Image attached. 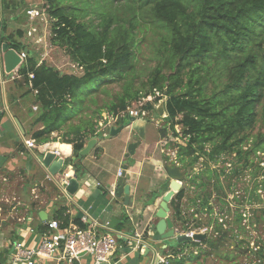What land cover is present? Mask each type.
<instances>
[{
    "label": "trees",
    "instance_id": "16d2710c",
    "mask_svg": "<svg viewBox=\"0 0 264 264\" xmlns=\"http://www.w3.org/2000/svg\"><path fill=\"white\" fill-rule=\"evenodd\" d=\"M24 2L2 0V10H16ZM41 8L50 18L51 41L63 48L83 73L62 72L40 62L22 41V29L6 34L8 24L3 18L1 41L21 54L29 48L14 80L27 87L25 95L34 97L35 141L59 138L71 144L76 159H67V165L82 175L84 155L80 151L89 140L103 137L98 127L104 113L120 115L134 102L159 91L162 95L139 107L158 114L155 105L166 92V126L161 136L168 135L167 128L174 137L179 136L176 126L181 125L185 143L175 145L177 160L187 170L191 186L200 190L186 203L192 210L190 216L204 210L212 215L215 195L221 215L225 213L231 221L230 201L224 198L234 193V184L221 181L215 163L232 155L236 159L233 173L239 176L250 172L252 166L261 170L259 162L264 161L260 156H264V133L250 135L259 121L264 123V0H45ZM145 42L156 64L145 81L136 82ZM113 84H122V90L113 92ZM199 162L204 169L192 176L189 171ZM229 176L232 178V173ZM258 184L264 192V179ZM168 187L167 183L165 192ZM187 195L184 186L170 202L178 232L192 229L184 210ZM256 196L264 202L261 193ZM257 210L261 213L255 221L261 223L264 207ZM240 211L236 210L234 219L239 224L244 219ZM64 213L65 209H60L54 219L66 226ZM128 219L125 215L122 224ZM212 223L213 232L204 240L181 243L172 248L175 254L187 243L200 249L204 245L206 250L195 256L198 260L224 250L234 240L232 236H238L223 229L219 221L210 219L208 224ZM243 241L234 242L240 245ZM255 254L263 263L264 240Z\"/></svg>",
    "mask_w": 264,
    "mask_h": 264
},
{
    "label": "crops",
    "instance_id": "0c3cea01",
    "mask_svg": "<svg viewBox=\"0 0 264 264\" xmlns=\"http://www.w3.org/2000/svg\"><path fill=\"white\" fill-rule=\"evenodd\" d=\"M23 5L16 10L9 9L3 12V18H6L8 24L7 35L13 30L21 29L20 25L23 23L21 14L33 8ZM27 17L32 20L31 16ZM25 34L22 41L26 38ZM14 74L15 71L12 73L4 71L2 75L0 63V264H27L25 261L14 259L15 242L21 241L28 247L40 244L49 233L46 221L54 219L60 209H65L64 215L68 220L66 226L61 222L62 228L85 227L95 229L99 233H111L117 237L118 247L103 264H152L153 252L150 251L146 255L145 245L142 242H135L136 239L151 244L157 250L161 257L157 264H184L183 257L172 250L171 243L174 239H162L156 230L159 220L156 213L166 193L164 188L166 189L167 183H164V179L160 180L161 175L157 166L158 163L161 165V162L149 149L152 137L151 134L150 137L147 136V127L146 138L129 158L126 157L128 145L137 139L131 128L127 127L110 138L106 135L96 138L97 143L81 161L84 173L77 175L79 188L75 194L67 197L48 170L43 167L41 160L47 151H56L57 158L62 157L65 161L61 174L55 178L60 179L62 172L66 170L74 175V166L67 165V159H76L73 156V147L71 144L60 142L59 138L57 141L47 143L35 141L32 132L38 126H32V121L37 106L33 103V96L24 94L27 87L19 86L15 82ZM15 119L19 120L23 127L24 135ZM121 124L122 121L116 127ZM57 134L53 133V136ZM27 140H34L35 145L28 146ZM171 160L173 159L170 158ZM127 163L129 168L126 170L125 179L130 185L128 204L125 203L124 194L120 198L112 194L116 191L117 182L121 177L118 171ZM168 185L170 189V181ZM170 208L173 220V210L171 206ZM42 211L47 220L41 218ZM81 211L83 214H80ZM125 215L129 219L123 225ZM184 232L186 231L179 233ZM190 244L187 243L184 248L195 249L194 256L201 253L199 247ZM214 253L216 252L214 251L211 256L203 255L195 261L200 264H222L221 259L228 260L223 254L217 263H213ZM177 256L180 261H177ZM35 264L66 262L60 257L40 258ZM79 264L97 263L92 256L85 255Z\"/></svg>",
    "mask_w": 264,
    "mask_h": 264
},
{
    "label": "rangeland",
    "instance_id": "374dc122",
    "mask_svg": "<svg viewBox=\"0 0 264 264\" xmlns=\"http://www.w3.org/2000/svg\"><path fill=\"white\" fill-rule=\"evenodd\" d=\"M44 2L45 0H25V2L21 4H24L23 7L25 6L34 7L35 6L40 11L44 12L41 8ZM21 18H22L21 21L23 23L20 25V27L26 33L25 34L26 38H24L25 40L23 42L27 44L28 47L35 53L36 57L39 59L40 62L46 61L49 65L55 66L57 69H59L62 72L76 73L78 75H81L83 73L82 70L77 66V64H75L70 59L66 51L63 48L55 45L51 41V37H52L51 22H50L49 16L46 13H45L43 20L38 17L32 18V20H30L27 17L26 12L21 14ZM95 21L97 23L96 18H95ZM13 32L15 31L13 30ZM145 44L146 42L142 44V49H143L145 56L140 59V63L138 67L141 69V71L137 73L136 82L145 81L148 75L149 69L152 68L156 64V62L150 58L151 56L150 50ZM136 84H139V83H136ZM121 85L122 84H113L112 86H110V88H112L113 92H116V91L118 92L122 90ZM163 99H165V97ZM104 115H108V113H104ZM145 118H147V121H148L147 122V136L150 137V134H151V137H152L151 138L152 145L149 149L153 151L154 157L156 159H160V162H161V165L158 163V166H157L158 173L161 175L160 180L164 179L163 180L164 183H169L171 179L167 176V174L164 171V164L169 163L170 159L165 160L166 157L173 159L174 161L177 162L178 165H180L183 168L182 164L179 163L177 160L178 148L175 147L176 143H181V144L185 143V138L182 137L183 134H182L181 125L176 127V129H179L180 131L178 132L177 130V133L179 134L178 138L173 136V133L169 128H167L168 135L165 137H162L161 129L166 126L164 116L158 115L157 113L153 112L152 114L150 113L149 115H147ZM119 123L120 121H117L115 123V126L119 125ZM107 130L110 131V129H107ZM259 133H264V123H262L261 121H259L258 124L255 126V128L250 132V135L256 136ZM248 146L249 144L245 147H248ZM260 156L264 157L262 153L260 154ZM259 164L261 166V170L257 169L256 166H252L250 172L249 170H247L245 171V174L240 173V175L237 176V175H234L233 173V170L235 169V166H236V159H234L232 155L223 156L215 163V165H217L215 166V168L220 169L221 181L225 185H227L229 181H231V184L232 183L234 184L233 186L234 193H230L227 198H224V200L226 199L231 200L229 202V206L231 207V211H230L231 213L229 214V216H231L230 217L231 221H229L227 218H225V216H223V214L225 213L222 212L223 214L221 215V211L219 209L220 202H218L214 198L215 195H213L212 197V202L214 200V211L212 212V215L208 213L206 210H204L203 213H200L198 216L191 217L190 215L192 214V210H190L189 207H187L190 204L186 206V203L188 199L195 196L198 192H200V190L196 189L195 186H191V183L189 182V180L186 179L187 177L183 181V187L184 186L186 187L187 193H188L187 197L184 199V206H185L184 210L186 214L190 217L189 219H191L190 223L192 224L190 226H192L193 229H199V228H204V227H208L211 229L214 227L215 224L212 223L210 225L208 223L210 219H213V221L217 220L222 224L225 223V225H222V227L223 229H227L229 233L233 234L232 232L233 231L235 232L236 230H238L240 233L238 235L235 232V235L237 234L238 236H232L234 240H230L229 244L226 245V248L224 250L216 251V253L213 254L212 257L215 260V262L213 263H217L218 258H222L223 254L228 260L221 259L222 264H253L256 261L255 252L251 248L255 247L256 243L259 242L257 241V239L264 237V220L261 221V223L259 224L256 223L257 224L256 228L252 226L254 230H250L244 226V223H245L243 221L244 219L242 220L241 224L237 223L236 220L234 219L237 218L235 214L236 210L240 208L241 209L240 212H242L243 210H246V207H249V209L253 211L251 212L252 218L255 219V218L260 217L259 215L261 212L257 210V207L263 206L264 202L262 203L257 200L256 193L257 192L260 193V190H259L260 186L258 183L262 179H264V173H263L264 161L261 160ZM203 169H204V165H201V163L199 162V164H197L193 170H190L189 173L193 176L195 175V173H201ZM222 169L225 170V174L222 173ZM256 170L258 172H256ZM231 173L233 175L232 178L229 176ZM261 194H262V198H264L263 191ZM233 195L239 196V200H234V198H232ZM248 200L250 202H248ZM218 218H223V222L220 221L221 219L218 220ZM195 219H197V221ZM197 224L200 226L196 227ZM239 225L243 228V231H241L242 229L240 230ZM210 229L207 232V235L213 232V231H210ZM217 235L218 234L215 233V237ZM242 239H244V241L241 242L240 245H237L234 242L235 240H242ZM247 240H249L250 242L249 245L246 242ZM171 246L179 248L180 244L177 243L176 240H173L171 243ZM190 246L192 245L190 244ZM205 250H206V247H203L201 245V252ZM193 252H195V249L186 250V248L184 247H183V250L179 252V256L183 257L184 259L183 261L184 264H200L199 262L195 261L196 257L193 256L194 255ZM219 254H220V257H218ZM87 256L89 257V255ZM179 256H177V261H179L178 260ZM213 259L211 258L210 261H212ZM192 260L193 262H191ZM258 264H264V259H263V263L261 261Z\"/></svg>",
    "mask_w": 264,
    "mask_h": 264
},
{
    "label": "built area",
    "instance_id": "2783aa9c",
    "mask_svg": "<svg viewBox=\"0 0 264 264\" xmlns=\"http://www.w3.org/2000/svg\"><path fill=\"white\" fill-rule=\"evenodd\" d=\"M26 12H27V15L31 16L32 18L38 17L43 20L45 16V12L40 11L36 7L27 9ZM22 55L23 57H25L24 54ZM17 71H15V74L13 75V79L18 77ZM160 95L162 94L159 91H155V94H151L143 98L139 102H134L133 105L128 108L127 112H124L120 115H116V116L109 115V114L103 115V119L99 121L98 131L102 134V136L107 135L109 133V130L107 129H110L112 126L115 125L117 121H120L121 117L126 118L129 115L136 116V117H146L147 115L150 114V112L140 109L139 107L142 106L146 101H153L157 96H160ZM164 97L165 95L163 94V98ZM163 98L161 100H164ZM158 104L159 103H157L155 107H157ZM177 130L178 132H180L179 129H176V131ZM26 143L30 147H33L35 145L34 140H27ZM174 162L177 164L176 161ZM118 173H119V176H121L123 173V169L120 168ZM61 176L63 178V181L67 182L70 177H73V173L71 174L69 170H66L63 172ZM261 188L262 186L260 185V189H259L260 193H262ZM112 194L115 195V191H113ZM234 197L235 196L233 195L232 198ZM263 207L264 205L257 207V208L261 209ZM251 212L253 211H251L249 207H246V210H243V215H244L243 221L245 222L244 223L245 227H247L250 230H254V228H256L257 226L256 223L258 222L255 221V219L257 218L254 219L251 217L252 216ZM262 216L263 218H261V221L264 220V214ZM218 220L223 222V218H218ZM46 226H47L49 233L46 235L45 239L37 246L28 247V246H25L24 243L21 241L15 242L14 259L16 261H25L27 264H35L36 260L40 258L54 259V258L60 257L62 260L66 262V264H79L83 256L90 255L95 259L97 264H103V263H106L110 259L111 255L114 253L115 249L118 247V239L115 235L111 233H99L95 229L81 228V227H77L74 229L62 228L61 221L58 219H51V220L46 221ZM209 229L210 228L208 227L199 228V229L192 228V229L186 230L184 234L189 235L190 237H193L196 233H202V234L206 233L207 234ZM212 230L213 228L210 229V231ZM235 232L238 235L240 234L238 230H236ZM263 240H264V237L257 239V241L259 242L256 243L255 247L251 249L254 252L259 250L260 243ZM136 241L141 242L139 241V239H136ZM198 242H201V241H198ZM246 242L248 245L250 244L249 240H247ZM82 254H85V255L82 256ZM260 262H261V259H259L256 256V261L254 263L258 264Z\"/></svg>",
    "mask_w": 264,
    "mask_h": 264
},
{
    "label": "water",
    "instance_id": "95a60500",
    "mask_svg": "<svg viewBox=\"0 0 264 264\" xmlns=\"http://www.w3.org/2000/svg\"><path fill=\"white\" fill-rule=\"evenodd\" d=\"M3 32V10H2V0H0V63H1V73L2 75L5 73H12L18 69V67L22 64L24 57L21 53L17 52L15 49L11 48L8 42H2ZM28 47L24 50V55L28 54ZM165 99L161 100L156 107L158 115L166 116V102L168 100L167 93L165 92ZM18 127L22 135H24V129L21 126L19 120L15 119ZM147 118L145 117H136V116H127L123 119L122 124L118 127L115 125L110 128L109 133L106 135L107 138L118 135L122 130L131 128V131H134L137 135V139L134 142H131L128 145V152L126 157L129 158L135 153L136 148L140 145L141 141L146 138V127H147ZM97 143V139H91L88 141L86 147L80 151L81 155L88 154L91 149ZM55 151L49 150L43 156L41 160V164L43 167L48 170L52 179L56 182L61 191L67 196L75 194L79 188V181L77 175L74 174L73 177H70L67 182L63 181L62 176L59 178H55L56 175L61 174V170L64 165V158L58 157ZM129 168V164L127 163L123 168V173L117 182V189L115 191V195L117 197H122L124 194L125 203H129V195H130V185L126 183L125 175L126 170ZM164 171L167 176L171 179L170 181V189L163 195L162 201L160 203V208L156 213V216L159 218L156 224V230L162 239H174L177 243H185L187 241H202L206 238L207 234L204 233H196L193 237L186 235L184 233H179L175 224L170 216L171 208L170 202L183 187V181L187 176V171L184 170L180 165L176 164L173 160L169 163L164 164ZM63 174V172H62ZM80 214H83L81 211ZM40 216L42 219H46L44 216V211L40 212ZM137 242V241H135ZM145 245V254L147 255L150 251L153 252L152 264H157L161 261V257L158 255L157 250L149 243L145 241H141ZM85 254H82V256Z\"/></svg>",
    "mask_w": 264,
    "mask_h": 264
}]
</instances>
